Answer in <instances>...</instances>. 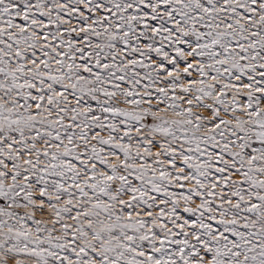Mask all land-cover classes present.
<instances>
[{
  "label": "snow or ice",
  "instance_id": "6c2138e0",
  "mask_svg": "<svg viewBox=\"0 0 264 264\" xmlns=\"http://www.w3.org/2000/svg\"><path fill=\"white\" fill-rule=\"evenodd\" d=\"M0 264H264V0H0Z\"/></svg>",
  "mask_w": 264,
  "mask_h": 264
}]
</instances>
